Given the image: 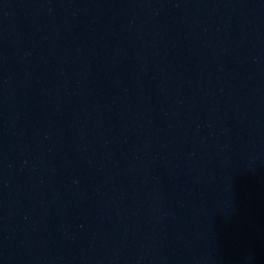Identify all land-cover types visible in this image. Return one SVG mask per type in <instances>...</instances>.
<instances>
[{"label":"water","instance_id":"water-1","mask_svg":"<svg viewBox=\"0 0 264 264\" xmlns=\"http://www.w3.org/2000/svg\"><path fill=\"white\" fill-rule=\"evenodd\" d=\"M0 264H264V0H0Z\"/></svg>","mask_w":264,"mask_h":264}]
</instances>
